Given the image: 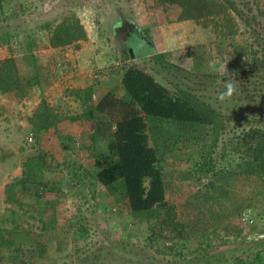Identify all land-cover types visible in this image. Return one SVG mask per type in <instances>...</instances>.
Returning a JSON list of instances; mask_svg holds the SVG:
<instances>
[{
    "label": "rangeland",
    "instance_id": "rangeland-1",
    "mask_svg": "<svg viewBox=\"0 0 264 264\" xmlns=\"http://www.w3.org/2000/svg\"><path fill=\"white\" fill-rule=\"evenodd\" d=\"M234 1L243 17H235L234 34L222 36L212 22L178 20L180 6L159 0H0V34H14L9 41L0 40V59L13 56L24 82L20 90L0 91V226L13 229L17 224L16 230L27 229L32 238L19 249L1 247L0 264H19L20 258L25 264H136L135 248L148 242L138 237L144 238L149 226L158 224L155 219L162 208L133 214L122 184H114L118 191L114 196L115 191L96 178V162L104 161L109 153H99L103 145L100 137L94 135L92 150L81 146L78 150L73 145L76 139L68 141L70 147L65 149V139L54 127L36 134L31 123L33 114L45 103L60 115L81 116L80 129L85 127L88 133L82 136L76 127L74 137L81 135L89 143L88 134L99 128L108 136L109 118L86 112L85 94L69 86L77 82L76 73L82 69L85 78L81 84L95 86L87 103L95 102L108 88L114 97L120 99L125 94L128 100L121 75L132 63L167 88L190 91L210 103L223 122L215 135L211 128L146 118L169 197L187 201L178 203L177 208L172 204L176 210L169 211L173 218L167 216V220L181 225L182 217L175 216L185 211L186 230L199 233L221 221L222 229L234 228L239 234L211 242L221 243V249L228 246L235 257H245L232 264L263 263L256 254L264 257V182L234 169L245 157V132L264 124L263 73L252 66L253 58L264 52V0ZM72 13L83 25L86 38L51 47L50 28ZM121 22L141 30L150 43L133 50V55L123 52L114 39ZM224 64L236 92L220 102L217 95L227 79L222 75ZM63 93L68 100L62 98ZM97 116L100 126L93 121ZM64 126L68 129L57 127L58 131L73 128L67 119ZM41 152L46 156L39 173L47 187L18 184L13 188L15 201L8 202L6 186L20 178L27 158L35 163ZM206 162L210 170L201 169ZM242 212L249 215L247 219L242 218ZM51 221L54 226L41 228L43 222ZM210 236L212 231L202 239L207 242ZM142 257L146 258L145 254Z\"/></svg>",
    "mask_w": 264,
    "mask_h": 264
},
{
    "label": "trees",
    "instance_id": "trees-1",
    "mask_svg": "<svg viewBox=\"0 0 264 264\" xmlns=\"http://www.w3.org/2000/svg\"><path fill=\"white\" fill-rule=\"evenodd\" d=\"M159 1L178 4L181 8L178 20L194 19L202 21L205 25L212 22L215 32L222 36L234 34L237 30L235 17H243L244 14L234 0ZM248 8L251 9V7ZM47 26L51 27L48 24ZM13 35L9 31L1 32L0 40L9 41ZM85 38L86 32L83 25L72 13L65 15L50 28L48 43L51 47H62L76 44ZM27 48L31 49V46L28 44ZM252 66L262 71L264 80V52L260 58H253ZM23 83L14 57L0 59V91L20 90ZM121 84L129 97L128 100L118 99L108 91L95 102L87 103L91 100L93 87L88 86L82 90L85 94L86 112L92 116L94 112L102 113L113 125V142L109 144L110 148L108 147L110 154L108 153V158L104 161L96 162L95 176L111 191L117 190L114 184H122L128 207L133 214L156 207L163 209L166 206L168 208L160 158L151 143L146 118L155 116L181 121L189 127L211 128L215 135L223 127V122L219 117V112L210 103L201 100L190 91L167 88L137 64L132 63L125 67L121 75ZM39 109L31 118L33 132L39 134L54 127L62 140L65 139L62 144L63 148L68 149L70 145L67 142L74 140L76 127L77 131L81 130L80 123H78L81 121V116L60 115L49 110L45 103H42ZM65 119L73 128L67 132L65 130L59 132L57 127L68 129L64 126ZM86 125L89 127L88 123ZM81 133L82 136L85 135L83 131ZM81 135L78 136L79 145L89 149L92 146L94 134L91 132L88 134L89 143L81 138ZM215 140L216 136L213 141ZM242 144L245 157L234 170L256 175L264 182V124L251 126L245 132ZM45 156L46 154L41 152L38 155V161H34L35 163H29L32 159L27 158L20 178L14 184L6 186L8 202L15 201L16 191L13 188L18 184L29 183L37 184L41 188L45 185L47 187V182L39 173ZM205 164L206 167H203ZM201 169L210 170V164L204 163ZM47 226H54V223L52 221L43 222L41 228L46 230ZM17 227V224L13 229L0 226V248L11 246L18 248L26 241L31 242L32 238L28 230L18 231ZM256 257L260 262H264V257L260 256V252H257ZM20 259L19 264H25V261Z\"/></svg>",
    "mask_w": 264,
    "mask_h": 264
},
{
    "label": "crops",
    "instance_id": "crops-1",
    "mask_svg": "<svg viewBox=\"0 0 264 264\" xmlns=\"http://www.w3.org/2000/svg\"><path fill=\"white\" fill-rule=\"evenodd\" d=\"M84 72L85 70L80 69L78 73H76L78 75L77 82H75L73 86H69L71 87L70 89H72V91L74 92H77L79 90L82 91L88 86H92L95 89V86L91 84L90 82L81 84V79H83V77L85 78ZM72 87H75V88L73 89ZM108 91H110L109 88L105 92H108ZM65 93L69 95L70 92L68 91ZM123 95L124 96L120 99L125 98V94ZM67 97L69 98V96ZM67 97L63 93L62 98L63 99L66 98L68 100ZM93 121L98 122L99 126L101 125V122H102L101 118H99L98 116L96 117V120H93ZM67 122L69 121L67 120ZM110 127H111V130L109 131L108 136H106V134L101 132V128H99L98 129L99 131L94 134L95 137L98 136L103 141V145L100 148V152H99L100 154H103L104 152H106L108 150L109 144L113 142V125L111 124ZM82 131L87 136L88 131L85 129V127L82 128ZM81 132L80 134H82ZM74 140L76 142L73 143V145L76 146L78 150H80L79 149L80 145L78 143V137H74ZM94 147L95 146L92 144V146L89 149L92 150V148ZM85 149L87 148L84 147L82 150H85ZM162 177H163L164 187H165V199H166L168 208L164 206L163 209H160V213H158L157 218L155 219L156 224L157 223L158 224L156 226H152V225L149 226L148 233L144 235L145 237L147 235L146 238L138 237L139 235L135 236V237H138L139 241L143 242V239H146L148 240V242L145 244L140 243V245L137 248H135V251H137L138 254L135 256L136 258H134V263L136 264H189L193 260L194 262H196V264H232L233 260L239 261V260L245 259V257H242L240 255L235 257L234 252L232 253L230 248H226L228 246H225L223 249H221V243L211 242V240L215 241L216 238H219V240H222V239L232 237L233 239V238H236L234 236H237L239 234L238 230H235L234 228H228V229L223 228L222 229L220 226L221 221L218 222V226L214 228L211 227L209 229L201 231L200 233L198 231L188 232L186 230L188 221L185 218L187 216L186 214H184L185 211H181L179 214L176 213V216H175V218H177V215L178 217L179 215L180 217H182V221L180 222L181 225H177V224L175 225L174 222L171 224V222H169L167 219L169 217L173 218L172 213H174V210H176L174 208L172 209L173 207L172 204L176 203L175 207L177 208L178 203H184L187 201L184 200L183 198L176 199V197L175 199H170L167 185L165 183V179L163 176V169H162ZM100 192L103 193L102 188ZM111 192H114V191H111ZM117 192L118 191L116 190L114 196L117 194ZM170 210L172 213L168 215ZM164 220H167V221L163 222ZM134 222L135 224H137L136 220ZM164 223H166L165 226L167 225L168 226L164 227L162 225ZM211 231L213 232V236H210L208 238V241L206 242V240L202 239V236L203 235L205 236L207 232H211ZM222 236H225V237H222ZM187 240H193L194 242H197V243L192 245V244L187 243L186 242ZM142 253L145 254V257L146 255L148 256L144 258L142 257L143 255ZM262 264H264V262Z\"/></svg>",
    "mask_w": 264,
    "mask_h": 264
},
{
    "label": "flooded vegetation",
    "instance_id": "flooded-vegetation-1",
    "mask_svg": "<svg viewBox=\"0 0 264 264\" xmlns=\"http://www.w3.org/2000/svg\"><path fill=\"white\" fill-rule=\"evenodd\" d=\"M122 27L123 28L118 31L117 38L120 44V48L123 50V52H126L129 55H133V50L139 51V49L146 46V42H149L146 38H144L143 34L136 31L129 24L126 23ZM130 48H132V50H130Z\"/></svg>",
    "mask_w": 264,
    "mask_h": 264
},
{
    "label": "clouds",
    "instance_id": "clouds-1",
    "mask_svg": "<svg viewBox=\"0 0 264 264\" xmlns=\"http://www.w3.org/2000/svg\"><path fill=\"white\" fill-rule=\"evenodd\" d=\"M222 75L223 77H227V79H224V90L219 92L217 95V100L220 102H223L227 99H230L233 94L236 92V85L232 82L230 79V75L227 71L226 64L221 66Z\"/></svg>",
    "mask_w": 264,
    "mask_h": 264
},
{
    "label": "water",
    "instance_id": "water-1",
    "mask_svg": "<svg viewBox=\"0 0 264 264\" xmlns=\"http://www.w3.org/2000/svg\"><path fill=\"white\" fill-rule=\"evenodd\" d=\"M122 26H124V23L123 22H121V26L119 28L118 27L115 28V31L116 32L114 34V39H115V42H116V44H117L118 47H120V44H119V41H118V38H117V35H118L117 32L120 31L123 28ZM135 30L138 31V32H140L141 34H143L141 30H139V29H135ZM143 36H144V38L147 39V36L146 35L143 34ZM130 50H132V48H130Z\"/></svg>",
    "mask_w": 264,
    "mask_h": 264
},
{
    "label": "built area",
    "instance_id": "built-area-1",
    "mask_svg": "<svg viewBox=\"0 0 264 264\" xmlns=\"http://www.w3.org/2000/svg\"><path fill=\"white\" fill-rule=\"evenodd\" d=\"M95 76H96V75H95ZM29 139L31 140V137H29ZM248 216H249L248 214H246L245 212H242V218H243V219H247ZM248 221L251 222V219H249Z\"/></svg>",
    "mask_w": 264,
    "mask_h": 264
}]
</instances>
